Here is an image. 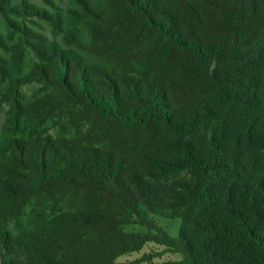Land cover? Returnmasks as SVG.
<instances>
[{"label": "trees", "instance_id": "16d2710c", "mask_svg": "<svg viewBox=\"0 0 264 264\" xmlns=\"http://www.w3.org/2000/svg\"><path fill=\"white\" fill-rule=\"evenodd\" d=\"M0 87V264H264V0H0Z\"/></svg>", "mask_w": 264, "mask_h": 264}, {"label": "rangeland", "instance_id": "374dc122", "mask_svg": "<svg viewBox=\"0 0 264 264\" xmlns=\"http://www.w3.org/2000/svg\"><path fill=\"white\" fill-rule=\"evenodd\" d=\"M31 1L36 2L40 6H44L48 10H51V11H53V10L65 11L67 6L70 4V0H54L53 3L49 2V1H45V0H31ZM32 18L34 20H36L37 22H39V24H37V23H31V24H33L36 28H38L39 30L44 32L48 37L53 38L54 33L52 31V26L48 21H46L43 18L36 17V15L32 16ZM34 60H35V57L29 51L26 58H25L22 73H26L27 71L30 70L31 65H32ZM39 85L40 84L36 81L22 84L21 89H22V92L24 94V99L27 100V99L31 98L32 94L35 92V90L38 88ZM0 91H1V87H0ZM7 109H8V105L5 103H3L2 106L0 107V138H1V134H2L1 128H2V125H3L5 117H6V110ZM48 125L50 128V131L53 132L54 129L51 127L50 122L48 123ZM155 218L161 225H163L167 229V231L171 235L176 236L178 234L179 227L181 224V218H174V219L173 218H165V217H161L159 215L155 216ZM152 248L160 249L162 247L158 246V245L155 246L153 243H150V244L146 245L139 252H132L129 254L121 255L118 258V264H132L131 263L132 260L139 257L145 251H150ZM176 257L178 258V255H172L169 252L164 253L163 255L155 258L156 264H168L169 259L176 258Z\"/></svg>", "mask_w": 264, "mask_h": 264}]
</instances>
